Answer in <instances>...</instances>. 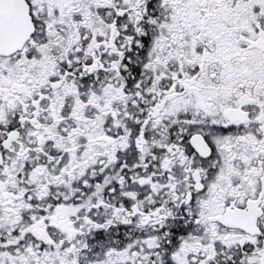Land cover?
<instances>
[{
    "label": "snow or ice",
    "instance_id": "1",
    "mask_svg": "<svg viewBox=\"0 0 264 264\" xmlns=\"http://www.w3.org/2000/svg\"><path fill=\"white\" fill-rule=\"evenodd\" d=\"M0 264H264V0H0Z\"/></svg>",
    "mask_w": 264,
    "mask_h": 264
}]
</instances>
